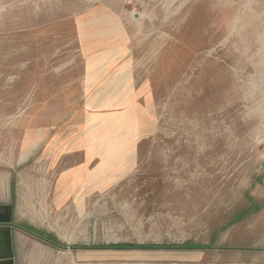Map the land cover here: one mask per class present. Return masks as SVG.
Masks as SVG:
<instances>
[{
  "label": "rangeland",
  "instance_id": "374dc122",
  "mask_svg": "<svg viewBox=\"0 0 264 264\" xmlns=\"http://www.w3.org/2000/svg\"><path fill=\"white\" fill-rule=\"evenodd\" d=\"M263 164L264 0H0L15 264H264Z\"/></svg>",
  "mask_w": 264,
  "mask_h": 264
},
{
  "label": "water",
  "instance_id": "95a60500",
  "mask_svg": "<svg viewBox=\"0 0 264 264\" xmlns=\"http://www.w3.org/2000/svg\"><path fill=\"white\" fill-rule=\"evenodd\" d=\"M10 213V207L0 206V224L10 223ZM11 246V228L0 225V264H15Z\"/></svg>",
  "mask_w": 264,
  "mask_h": 264
},
{
  "label": "trees",
  "instance_id": "16d2710c",
  "mask_svg": "<svg viewBox=\"0 0 264 264\" xmlns=\"http://www.w3.org/2000/svg\"><path fill=\"white\" fill-rule=\"evenodd\" d=\"M170 246H163V245H148V246H143L139 247L136 245H117V246H112L111 248L113 249H119V250H128V249H137V248H142V249H162L166 248L168 249Z\"/></svg>",
  "mask_w": 264,
  "mask_h": 264
}]
</instances>
